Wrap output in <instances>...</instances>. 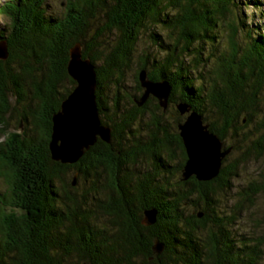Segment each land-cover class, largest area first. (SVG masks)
Segmentation results:
<instances>
[{
  "label": "trees",
  "instance_id": "trees-1",
  "mask_svg": "<svg viewBox=\"0 0 264 264\" xmlns=\"http://www.w3.org/2000/svg\"><path fill=\"white\" fill-rule=\"evenodd\" d=\"M243 5L247 0H67L58 14L48 0H9L0 7L9 19L0 31L9 55L0 59V178L7 185L0 192V264H262L264 240L234 229L238 208L257 192L254 185L238 193L237 212L217 206L218 196L233 191L241 162L264 156V31L249 24ZM100 16L103 30L119 35L112 49L98 36L88 40ZM148 25L166 30L169 41L158 43L160 35L151 33L160 55L141 60L136 91L143 94L142 70L152 81L170 82L169 108L178 121L176 105L188 103L241 153L226 164L230 154L212 181L182 180L186 150L156 99L139 107L141 95L128 96L129 108L121 104L138 33ZM222 27L228 39L220 52L212 46ZM77 43L96 67L97 103L112 143L99 140L78 163L66 165L52 159L49 145L53 116L76 87L67 67ZM108 82L118 93L111 116L102 99ZM145 115L151 120L142 145L133 142V126ZM14 116L19 131L9 133ZM176 145L183 159L180 154L170 169ZM142 156L151 171L135 168ZM71 171L97 176L100 184L88 190L92 198L82 202L60 191L57 182L66 190ZM150 209L159 212L151 226L143 223ZM156 243L164 245L160 256Z\"/></svg>",
  "mask_w": 264,
  "mask_h": 264
},
{
  "label": "water",
  "instance_id": "water-1",
  "mask_svg": "<svg viewBox=\"0 0 264 264\" xmlns=\"http://www.w3.org/2000/svg\"><path fill=\"white\" fill-rule=\"evenodd\" d=\"M8 47L0 43V59L8 58ZM68 74L76 87L62 102L61 109L53 116V128L49 145L52 159L66 165H74L99 140L111 144L112 129L102 123L97 103L98 76L92 61L83 57L82 45L77 43L70 50ZM143 94L135 99L143 107L150 98L157 99L160 108L166 112L170 106L172 86L168 81H152L148 72L139 74ZM185 121L178 125L179 135L186 150L187 160L182 172V180L193 176L201 182L212 181L220 174L224 160L231 154L232 147H225L222 139L212 131L203 117L192 110L185 102L176 105ZM74 177V184L75 185ZM158 210L145 211L144 224L154 225L158 219ZM202 217V214L199 215ZM155 252L160 256L164 245L156 243Z\"/></svg>",
  "mask_w": 264,
  "mask_h": 264
},
{
  "label": "rangeland",
  "instance_id": "rangeland-1",
  "mask_svg": "<svg viewBox=\"0 0 264 264\" xmlns=\"http://www.w3.org/2000/svg\"><path fill=\"white\" fill-rule=\"evenodd\" d=\"M9 0H0V7ZM67 0H48L50 12L54 14L63 13V10L65 8V3ZM249 3V6L246 8L245 5L242 6V9H244V13L246 14L248 18L249 24L252 25V27H260L262 31H264V0H247ZM246 3V2H242ZM243 16V15H241ZM102 16H100L97 20L92 21V31L90 32V37L88 40L93 39L94 37L98 36V42L100 44H103L105 49L113 48V46L117 43V40L119 39V35H117L116 32L113 34L108 33L106 30H103L104 24L102 20ZM9 23V19L5 18L3 15H0V31L4 29V27ZM255 30V29H254ZM166 30L159 29V28H153L152 26L148 25V28L141 30L138 33L137 36V44L132 52V64L131 68L128 71L126 75V82L124 83V89L121 90L119 93L121 96H123L121 104L129 108V105L127 103L128 96L136 97L140 96L141 93H138L136 91V84H135V75L137 73L138 68L140 67L141 60L148 58V61H151L154 56L158 57L160 55L159 49L157 47V40L153 37L152 32L157 33L160 35V40L158 43H162L163 45H166L168 40V36L165 32ZM218 34V41H216L212 48H218L219 51L226 50L227 48V30L224 29V27L220 28L217 32ZM241 39H243L247 33L246 31L241 32ZM210 44H209V50H210ZM104 50V48H102ZM206 55H204V58ZM211 59V57H209ZM147 61V60H146ZM213 61V60H212ZM150 63V62H149ZM102 62L98 61L96 62L97 66H101ZM214 64V63H213ZM211 62H209V65L214 67ZM197 77V73L195 74ZM116 88L115 86L108 82L103 86L102 90V99L104 101V105L108 109L107 115L111 116L110 108L112 106V103L114 101V98H116ZM125 98V99H124ZM151 99V98H150ZM149 99V100H150ZM157 100V99H156ZM16 106L15 100H14V107ZM164 112L163 110H161ZM162 119L164 120V123L166 127L169 129V132L171 134L178 133V125L179 122L183 123L185 120V116L181 119H177V114L174 113L172 108H169L168 111L162 113ZM151 118L148 117V115H145L143 118H139V121L136 122V124L133 126L134 131V139L133 142L136 140H143L142 145L146 144L148 139H146L145 134L148 132L147 128H150ZM207 124V123H206ZM10 128L9 133L18 132V125L16 116H14V120L10 119ZM5 138H1L0 140L4 141ZM224 146L225 147H232V142L230 139L224 140ZM174 150L176 151V159L174 162H170V169H173L174 167L178 166L179 164V156L180 152L177 151V146L174 147ZM241 153L234 151L229 156L228 161L226 164H229L230 161H234V159L240 158ZM140 163L135 166L136 169H138L140 172H148L151 171L152 163L150 160L147 159V157L142 156L139 159ZM156 167H159V165H155ZM144 172V173H146ZM238 176L233 181V191L228 194H224L223 197L218 196L217 199L219 202L217 203V206L222 207L225 213H232L233 209H235V205H237L238 201L240 200V196L238 195L239 192L243 191L244 189H247L250 185H254L253 188L257 189V192H255L253 195H251L248 198V201L244 203V205L240 206L238 208V213H236V221L234 223V229L237 235L254 238V239H260L264 240V188H263V182H264V156L258 160L256 159H249L247 161H243L240 164V167L237 169ZM75 179V185L73 187L71 183ZM97 176H92L91 178H82L80 173H77L76 171H71L69 176L66 178V184L70 185L66 190L63 189L64 185L58 183V187H60V191L64 193V191L69 192L71 196H75L77 200H80L83 202V200L92 198L90 196V193H88V190L92 189V184L95 183L99 185L98 179H96ZM65 184V183H64ZM65 184V185H66ZM6 183L4 179L0 178V192L4 193L6 190ZM241 204V203H240ZM235 209V212H237ZM227 214V215H228ZM260 250L262 253V264H264V244L260 246Z\"/></svg>",
  "mask_w": 264,
  "mask_h": 264
},
{
  "label": "flooded vegetation",
  "instance_id": "flooded-vegetation-1",
  "mask_svg": "<svg viewBox=\"0 0 264 264\" xmlns=\"http://www.w3.org/2000/svg\"><path fill=\"white\" fill-rule=\"evenodd\" d=\"M178 133H179V129H178ZM177 146V145H176ZM180 154H181V158H182V152H181V150H180ZM183 159V158H182ZM182 159H180V161L182 160ZM185 165V164H184ZM154 166V165H153ZM145 172V171H144Z\"/></svg>",
  "mask_w": 264,
  "mask_h": 264
}]
</instances>
